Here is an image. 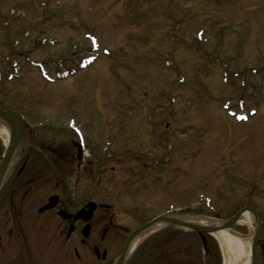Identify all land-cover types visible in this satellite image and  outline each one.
I'll return each instance as SVG.
<instances>
[{
  "label": "rangeland",
  "instance_id": "1",
  "mask_svg": "<svg viewBox=\"0 0 264 264\" xmlns=\"http://www.w3.org/2000/svg\"><path fill=\"white\" fill-rule=\"evenodd\" d=\"M0 104L45 125L35 144L76 139L74 119L125 173L169 156L168 200L192 218L224 220L199 193L264 214V0H0Z\"/></svg>",
  "mask_w": 264,
  "mask_h": 264
},
{
  "label": "flooded vegetation",
  "instance_id": "2",
  "mask_svg": "<svg viewBox=\"0 0 264 264\" xmlns=\"http://www.w3.org/2000/svg\"><path fill=\"white\" fill-rule=\"evenodd\" d=\"M0 108L9 110L3 104ZM11 110L23 115L28 135L0 187V264H116L130 235L160 217L164 222L128 245L123 264H221L220 243L204 229L211 226L210 220L204 214L188 216L185 201L168 200V179L179 169V165L171 166L169 156L154 161V167L142 163L125 173L120 166H105L104 156L100 162L92 159L85 138L81 152L79 138L56 146L35 144L31 130L45 125L31 124L25 112ZM52 196L58 197L57 204L44 209ZM198 196L201 210L224 220L233 216L220 212V205H212L206 194ZM206 200L211 203L207 205ZM251 208L256 211L260 234L248 264H264V214ZM189 219L203 229L173 222ZM253 230L231 232L246 239Z\"/></svg>",
  "mask_w": 264,
  "mask_h": 264
},
{
  "label": "water",
  "instance_id": "3",
  "mask_svg": "<svg viewBox=\"0 0 264 264\" xmlns=\"http://www.w3.org/2000/svg\"><path fill=\"white\" fill-rule=\"evenodd\" d=\"M0 124L2 126L7 127L9 129V132H10L9 142H8V146H7V149L5 152V156L0 163V186H1L3 180L6 176V173L8 172L12 158L18 152L20 147L27 144L28 131H27L26 125L22 119V116L15 111H1L0 110ZM54 201L55 200L52 198L51 204L47 207L53 206L55 204V203H53ZM244 210L245 209L241 210L233 218L224 222L223 224L219 225L218 227H207L204 229L207 231H218L220 229H227L230 226H232L239 219V217L242 215ZM176 222H178V221H176ZM154 223H156V221L145 224L144 226L135 230L130 235L126 249L124 250V253L121 256V258L116 262V264H123L124 263L126 253L128 251V245L134 240V238H136L140 233H142L144 230L148 229ZM178 223L181 225L187 226L189 228H193V229H203L200 225L194 224L192 222H178ZM258 235H259V233H258V231H256L254 241H253V254L255 253V247H256Z\"/></svg>",
  "mask_w": 264,
  "mask_h": 264
},
{
  "label": "bare ground",
  "instance_id": "4",
  "mask_svg": "<svg viewBox=\"0 0 264 264\" xmlns=\"http://www.w3.org/2000/svg\"><path fill=\"white\" fill-rule=\"evenodd\" d=\"M0 136L5 142H8L9 132L5 127L0 126ZM247 222L253 227L255 225L251 215L246 212L240 221ZM215 223V222H212ZM253 230V229H252ZM220 246L225 255V264H248L251 259V240L252 235L243 239L237 234H234L229 229H222L215 233Z\"/></svg>",
  "mask_w": 264,
  "mask_h": 264
}]
</instances>
